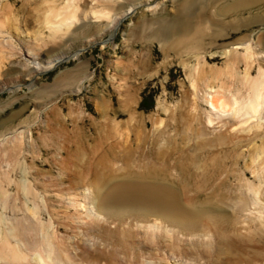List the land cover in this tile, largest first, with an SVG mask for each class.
I'll use <instances>...</instances> for the list:
<instances>
[{
  "label": "rangeland",
  "instance_id": "1",
  "mask_svg": "<svg viewBox=\"0 0 264 264\" xmlns=\"http://www.w3.org/2000/svg\"><path fill=\"white\" fill-rule=\"evenodd\" d=\"M87 1L88 3H95L93 6L96 7V10L108 11V15H111V17H102L100 20L92 19L95 23L93 22L94 25L85 36L86 40L83 39L85 42H82L83 37L77 38L66 42L61 48H57V51L55 50L56 54L62 51L67 53V55H72L77 50L84 48L81 52L80 59L71 57L53 69L31 73L29 70L33 69L32 66L34 63L42 67V70L43 67L48 65L49 57L52 56L53 53L55 55V52H52L54 50L48 48V46L46 47L53 39L49 37V32L42 28L45 25L43 23V15L51 10L55 11V8L57 9L58 7L65 8L67 0H0V18H3V13L9 10L7 8L2 11V6L6 5L12 11L9 23L3 26L0 32V42L4 45L2 50L6 51V53L3 52L4 54L2 53L1 55L5 56L6 59L9 57V60L3 61L4 67H6L5 69H7V72H12L17 69L13 66H18V71L3 77L0 83L8 88L12 86L19 88L16 93L8 89L0 91V145L2 142H8L6 146H10L11 144L7 139L9 140L13 133L17 134L20 132L21 134H18L20 137L22 136L19 141V153L16 159L10 155L4 156L0 146V183L3 181L1 172L5 175L6 171L7 181H3V183L6 182V184H4L6 187L8 186L7 189H9V194L6 197L7 199L5 198L4 202L0 199V230H7L8 227L15 226L18 228L22 226L26 227L28 230L22 233V236L25 242L30 245L34 243L31 246L33 248L40 238L43 240V238L51 235L50 237L48 236L50 240H54L57 243L59 242V245L60 243L67 245L71 243L80 244L85 241L84 243L95 250L96 246L101 242H98L97 245L94 244L96 240L86 235L84 231L87 226L92 225V217H86L87 220H83L79 215H86L84 214L85 208L81 206L84 202V197H82L83 194L80 192L89 193L90 191H83L84 188L81 187L80 189L79 185L86 186L90 182L91 175L93 174L92 167H94L101 153L116 144L115 147H117L118 150L121 147L132 148L134 150L132 164H134L133 167L135 169H133L136 172L141 170L144 163L147 164L152 162L154 158L152 156H155L154 153H156L152 151V148L155 145L157 147L162 146L164 149L171 152H174L173 150L176 145V147L179 148L186 145L187 147L185 146V148L188 150L187 156L191 159L192 154L195 153L194 134H189L187 131V138L185 139L182 137L183 134H180L183 130L182 123L190 117L191 113L190 107L185 104L186 101L193 102L194 93L196 94L198 105L195 115L200 118V122L203 125H206L207 117L205 115L206 111L209 110V106L205 102L206 97L204 96L210 92V89L213 88L212 90H217V88L222 86L221 90L226 97L230 99L236 97L235 99H239V101L247 100L251 97L249 94H252V89H250L249 86L250 81L252 82V79L253 81L254 79L257 80L260 77L262 65H264V63L262 64L261 62V57H263V55L260 54L259 48L256 47L254 43L255 35L259 31L264 32V23L253 21V18H260L264 15V2L251 9L241 11V13H239L241 14L240 17L232 14L225 17L223 20L225 23H228L236 18L239 20L249 19L250 24L248 26H243L238 29L228 28L220 32L222 34L218 35L217 38L213 40L212 38H206L204 40V46L202 47L203 49L190 52L189 54H178L166 52L157 39H150L148 36L153 31L152 26L155 27L158 24L164 23L166 19L167 22L170 21L174 16L176 8L185 0H146L132 15L122 20L118 29L116 28V31H114V25L121 11L118 10L117 12L115 10L121 5L125 8L128 4L126 0H113L110 3L101 0ZM217 1L230 2L231 0ZM75 3L82 5L83 0H76ZM157 3L160 5L157 9L148 8L149 6L147 4L155 5ZM146 22L149 24H146ZM143 30L144 36H140ZM247 35L248 40H250L247 44L251 43L252 56H248V54L245 53L247 52L245 45H240V49L235 50V59L233 56L234 54L229 55V53H232L234 50L228 52L230 48L227 49L222 47L223 45L234 42L240 37ZM110 39L112 41H109ZM63 42H60V45ZM45 47L48 49L45 50ZM45 52H48V54ZM12 61L16 62L15 65H11L13 68L10 67ZM251 64L253 68H251ZM196 65L197 67L200 65L198 69H205L204 72L207 70L206 73L208 76L199 79L195 73L196 70H194L197 68ZM246 71L249 72V80L252 77L250 81L245 79ZM77 72L82 73L74 86L70 85V87L62 89L52 97L47 95L46 92L45 95H41L43 89L46 88V90H49L54 87L55 78L59 74L62 76L65 74H76ZM213 72L215 73L212 74ZM27 74L28 76H26ZM214 75L217 77L216 79L212 78ZM82 78H85L83 83H81ZM194 78L196 89L199 87L198 90H194L195 92L192 90L193 88L190 83ZM197 81H199L200 84ZM208 83L210 85H208ZM197 85L199 86L197 87ZM127 94L130 95V98H128L126 106H124L122 103L125 102V95ZM103 100L108 103L107 110L104 114L102 112L100 113L97 107ZM143 100L144 106H140ZM131 117L134 118L131 119ZM258 118L247 122V125H242L238 119L235 120L231 116L218 118L214 120L212 127H210L211 125H207L210 129L208 131H213L210 133L214 136L225 131H228L232 135L234 134L235 137L237 136L236 138H239L238 134L244 137L252 136L251 133L255 131L257 123L261 120ZM200 122H192L193 124L191 123V127H198L197 125H199ZM219 122L220 124H218ZM223 123L225 124L223 125ZM261 124L258 131L263 137L264 121ZM227 126L231 127L228 128ZM140 127L142 130L144 128V133L147 135L145 142L144 140L139 141L136 138V132L141 130ZM251 127L252 130L247 132ZM241 131H246L247 134ZM185 140L187 142L183 143ZM261 141V138L257 139L258 143H256V146H253V143L248 140H242L241 144L237 143V145L240 144V149H236L234 151V153H236L232 157L228 156L225 172L232 168L231 165L236 161L235 158H237L239 154H242L240 151H243L239 159L240 170H237V173L235 172V174L231 175L230 179L226 182L227 187L233 186L234 188L237 182L238 172L240 173L244 170L248 172L249 181L254 182V175L250 174V170L247 169L244 164L247 162V165H251V162L255 161L253 167L255 170L260 171V166H258V164L263 162L262 158H264V153L260 149L262 146ZM259 145L260 147H258ZM78 147L81 148L79 152H84L85 150V154L83 155L84 158L86 153H90L92 150H94L95 153L90 156L91 158L89 160L87 157V160L81 161L76 155ZM230 148L231 147H229V149ZM113 153H109V161L114 169L123 167L122 162L118 158H114L115 155H113ZM178 155V152L173 153L171 157L166 160V163L170 164L169 168L171 170L174 169L173 166H175L176 162L177 164H181L185 160L183 158H178ZM206 156L207 153L205 152L204 155L199 158V161H196L199 163L204 162L203 164L206 162L208 163L211 156H208L209 159H207ZM88 163H90V165ZM140 164L143 165L141 166ZM86 167H89L87 169L89 175L87 176L86 173V175H84L85 181L82 182L78 176L86 170ZM200 168L201 171H204L202 166ZM194 170V168H187V178L193 177L192 171ZM173 174H176L175 171ZM197 175L200 174L197 173ZM236 176L237 178H235ZM23 182H26L25 184L30 186L32 193L24 192L22 189ZM77 182L80 184L76 188H73ZM195 183L199 184L198 189H194V186L189 187L192 189L190 191L191 194L189 193L190 197L197 198L204 196L210 191V187L207 189L203 180L199 179L198 176H196L193 181L194 185ZM255 183H258L257 180ZM262 188H264V185H262ZM242 189L246 195V197L245 195L243 197L248 201L247 204L249 206H244V208L241 207L242 209L236 211V213H230V211L227 210V215L237 218L240 223L242 222L239 226V229H241L239 232L234 228L232 230L230 229V231L231 233L244 235V237L246 235L245 238L251 240V244H256L257 235L255 233L254 235L252 234L256 227L264 230V213L261 212L264 207L263 202L257 199L254 200L255 202L252 204V199L250 198L251 194L248 193L245 188ZM182 197L185 196L182 195ZM183 201L185 204L188 202L185 198ZM246 208L247 210H245ZM256 208H258V211ZM26 216L29 218H25ZM26 219L28 220L27 223ZM132 220H125L124 224L122 223L125 225L124 229L131 226L130 230L132 231L134 227V233L138 240H145L146 236L147 239H150L151 231L147 229L148 232L146 231L145 233V228H143L145 224H142L143 226L137 225L139 228L136 229V223H133ZM100 222L102 223V221ZM246 222L249 223L250 226L248 230H243L245 226H247ZM204 223L206 224L201 226L202 229L195 232L193 231L192 236H190L191 234L189 235V232L183 230L181 227L173 228V232L171 226H166L164 224L160 225L157 222L156 227H159L157 228L158 230L153 228L151 230L152 233H155L153 234L154 237L158 236L155 238L160 239V244H158L159 242H157L155 238L150 239L151 241L147 244L148 250H146L149 254L151 253L150 255L147 253L148 255L141 258H126L118 254L117 257L113 259L115 263L112 264H148V262L149 264H215L214 259L218 246V237L215 235V232L208 231L209 227L207 228V221ZM106 224L107 223H103L104 226H108V224ZM241 226L243 228H240ZM114 227L115 225L113 226V224L108 226V228ZM35 229L39 232L37 233ZM49 230H53V234H51ZM167 231L168 233L170 232V235ZM43 234L45 235L43 236ZM76 234L78 236L75 237ZM54 236L56 237L55 239H53ZM42 244L44 243L42 242ZM42 244L39 243L36 246V252L42 250L44 247ZM59 245L57 246L59 247ZM167 246L168 248H166ZM153 248L156 249L154 250ZM100 249H102L103 252H108L107 255H109L111 247L109 245L101 246L100 244ZM108 249L110 250L108 251ZM202 249H206V251L209 252L208 255L207 253L205 256H200L198 254L199 256L197 257L194 250L200 253ZM69 252L71 255L74 254L72 246ZM248 254L244 257L249 259ZM235 255L238 254H233L232 256ZM260 260L258 264H264V259ZM242 263L248 264L247 261L237 264ZM253 264H257L256 261Z\"/></svg>",
  "mask_w": 264,
  "mask_h": 264
},
{
  "label": "bare ground",
  "instance_id": "2",
  "mask_svg": "<svg viewBox=\"0 0 264 264\" xmlns=\"http://www.w3.org/2000/svg\"><path fill=\"white\" fill-rule=\"evenodd\" d=\"M75 1L76 0H67V3L65 5L66 9L64 7L63 8L61 7L62 9L59 7L56 9L54 7L55 11L51 10L47 14L43 15V23L45 25L42 28L46 29L49 32V37L51 39H53V41L49 40L50 44L48 43L46 45V47L48 46V48L54 50L52 52H55V50L57 51V48L58 49L61 48L63 45L66 44V42H69L71 40H75L77 38H82V37H83L82 42L84 41L83 39L86 40L85 36L87 35L88 31L90 30V28L95 23L94 21H92V19L100 20L102 17L103 18L104 17L105 18L111 17V15H108L109 14L108 11L106 12L104 10H100V11L96 10V7L93 6L95 3H90V2L88 3L87 0H83V4L79 5V4H76ZM77 1H79V0H77ZM93 1H95V0H93ZM101 1L106 2V3H110L113 0H101ZM144 1H146V0H126V2L128 4H127V6H125V8H123L124 6H122V5L119 6L115 11L118 12V10H119V11H121V13L117 18L115 17L117 21L114 25V28H115L114 31H116V28L118 29V26L122 22V20L124 18L128 17L129 15H132L137 8H139L140 6H142L144 4ZM263 2H264V0H231L230 2H224V1L219 2L217 0L216 1H214V0H185L182 4H180L176 8V11L174 12V16L170 21L167 22V19H166L165 20L166 22L158 24L155 27L152 26L153 31L151 32V34L148 37L150 39H154V40L157 39L159 41L160 45L162 46V48H164L166 50V52H174V53H178V54H189L190 52L199 51V50L203 49L202 47L204 46V40L206 38H209V39L212 38V40H213V39L217 38L218 35L222 34L220 32H222L228 28L229 29L230 28L238 29L240 27L248 26L250 24L249 19L248 20H239L238 18H236V19H234L228 23H225L223 21L225 17L232 15V14L240 17L241 14H239V13H241V11L251 9L252 7H254L258 4H261ZM147 5L149 6L148 8H150V9H157V7L160 6L158 3L155 5H151V4L150 5L147 4ZM7 8L9 10L8 11L6 10L7 12L3 13V16H4L3 18H0V32L3 28V26L8 24L10 19H11L10 14L12 11L10 10L9 7L4 5L1 7V10L3 11ZM58 9H61V10H58ZM108 9H109V7H108ZM63 10H65V11H63ZM114 14H116V13H114ZM253 21L254 22L258 21L257 23H261V22L264 23V15H262L260 18H257V17L253 18ZM36 22H38V21H36ZM146 24H149V23L146 22ZM144 30H143V32L141 31L140 36L141 35L144 36ZM57 39L59 42L57 41ZM254 40H255V42H254L255 46L259 48L260 54L263 55V57H261V62L263 64L264 63V32L259 31L255 35ZM109 41H112V40L110 39ZM249 41L250 40H248V35H247V36L240 37L239 39H237L234 42L223 45L222 47L227 48V49L230 48L228 50V52H230V50H234L232 53L231 52L229 53V55H232V54H234V52L236 53L235 50L240 49V45H245V49L247 51L245 53H247L248 56L249 55L252 56L251 43H249L250 45L247 44ZM60 42H63V43L60 45ZM54 46H56V47H54ZM3 48H4V45H2V43L0 42V80L3 77L7 76L8 74H12L13 72L18 71V66H13V67H15V69L16 68L17 69L15 71H12L10 69L12 72H7V69H5L6 67H4L3 61L7 60V59L9 60V57L6 59L5 56L1 55L3 52L6 53V51L2 50ZM48 48H46L45 50H47ZM83 49L77 50L72 55H67V53L62 52V51H59L57 54L55 52V55L53 53V55L50 56L51 58L49 57V62L47 63L48 65L46 64L47 66L43 67L42 70H41L42 67H39L37 65V63H34L32 66L33 69L29 70V72H31V73L35 72L36 73L38 71L41 72V71H46L48 69L49 70L53 69L57 65L61 64L62 62L68 60L71 57L80 59L81 52L83 51ZM253 49H254V47H253ZM45 53L48 54V52H45ZM253 54H254V52H253ZM229 55H226V56H229ZM46 56H48V55H46ZM195 56H196V54H195ZM233 56L235 59V54ZM12 57H13V54H12ZM244 58H245V55H244ZM15 64H16V62L12 61L10 63V67H11V65H15ZM252 66L253 65L251 64V68H253ZM13 67H11V68H13ZM196 67H197V65H196ZM198 67L195 69L193 68V69L196 70L195 73L199 79L204 78L205 76H208L206 73L207 70L204 72L205 69L204 70L198 69ZM245 67H247V66H245ZM261 70L262 71L260 73V77L257 80L254 79V81H253L252 77L250 76L251 77L250 80L252 79V82L249 80V72L246 71L245 79L250 81L249 86H250V89H252V94H249V95H251V97L247 100H242V101L240 100L239 101V99L238 100L235 99L236 97L235 98L233 97L232 99H230L229 97H226L221 90L222 86L217 88V90L216 89L212 90L213 88L210 89V92L208 94H206V96H204V97H206L205 102L209 106L208 111H206V109H205V111H206L205 116L207 117L206 118L207 119L206 125H203L200 122V118L197 115H195V111L197 110V105H198L197 104L198 99L196 100V97H197L196 94L194 93L193 102L186 101L185 104L190 107L191 113H190V117L182 123L183 130L181 131L180 134H183V136L182 135L181 136L184 139L187 138V134H186L187 131L189 134H192V135L194 134L193 138L195 141L194 142V152L195 153L193 152L194 154H192L191 159H189V157L187 156L188 150L185 148L186 145L179 148V147H176L177 145L175 144L176 146L174 147V150H173L174 152L168 151L167 149H164V147H162V146L157 147L155 145L152 148L153 149L152 151L156 152V153H154L155 156H152V157H154L152 162H149L147 164L144 163V165L142 164L143 166L140 164L142 166L141 170H138L136 172V171H134V169H135L133 167L134 164H132V156H133L134 150L132 148H128V147L127 148L121 147L118 150V148L115 147L117 145L116 144L115 146H113V147L109 148L108 150H105L104 152L101 153L97 162L94 164V167H92L93 168V174L91 175L92 177H91L90 182L86 186L79 185L80 184L79 182H77L76 185L73 186V188L74 187L76 188L79 185L80 189H81V187L84 188L83 191H90L89 193L80 192L81 194H83L82 197H84V202H83L84 204L82 203L83 205L81 204V206L83 208H85L84 214H86V215L82 214L83 216L81 214H79L80 218L84 220V219H86V217H92V222H91L92 225L87 224L89 226H87V228H85L84 231L86 233L85 232L84 233L86 235H88L89 237L94 238L96 240L94 244H96V245L98 242H101L100 243L101 246H108L109 245L111 247V250L108 249V251L110 250L109 255H107L108 252L104 251L105 252L104 253L102 251V249H100V244L98 246H96L95 250H93V248H91L88 244L84 243L85 241L80 243V244L79 243H76V244L71 243L70 245H67L64 243L63 244L60 243V245H59V242L57 243L54 240H50L49 237L51 235L50 236L48 235L49 237L47 236V237L43 238V240H41V238H40V240H38L35 243L34 248H33L31 246L34 243H32V245H30L29 243L25 242V240L22 236V233H24L28 229L26 227H23V226L21 228H18L15 226V227H10V228L8 227V229L6 228L7 230H5V229L0 230V264H112V263H115V262H113V259L115 257H117L118 254H120L126 258H130V257L141 258V257H145L146 255L149 254V252L146 251V250H148L147 244H148V242L151 241L150 240L151 238L156 237V236L154 237L153 234H155V233H152L151 229L152 228L153 229L159 228L158 226L156 227L157 222L160 225L164 224L166 226H171L172 231H173V228L175 229V228L181 227V228H183V230L188 231L189 235L191 234L190 236H192L193 231L195 232L197 230L199 231L200 229H202L201 226L206 224V223H204L205 221H207V224H208L207 228L209 227L208 231L215 232V235L218 237V241H217L218 246L216 248V254H215V259H214L215 264H237L239 262L241 263L244 261H247L248 264H253L256 261V263L258 264V262L261 261L260 259H264V230L258 229V227H256V229H254V232L252 235H254V233H255L258 237L256 236V238H257L256 244H254V243L251 244V240H248L247 238H245L246 235L244 237V235H241V234L231 233L230 229L232 230L233 228L237 232H239L241 230V229H239V226L242 222L240 223V221L237 218H233V217L227 215L226 212L228 210V211H230V213L231 212L236 213V211H240L242 209L241 207H243V208H244V206L247 207L248 201H246L245 198L243 197L245 195V192L242 191L243 190L242 188H245V190L251 194L250 198L252 199V204H253V202H255L254 200L258 199V200H261L260 202H263V206H264V188H262V185H264V176H263L264 175V158H262L263 162H260L258 164V166H260L259 167L260 171H257L254 169L253 163H255V161H252L251 165H247V162H246V164H244V165L246 166L247 169L250 170V174L254 175V177H253L254 182L249 181L248 172H247V170H244L240 173L238 172V174H237L238 178H237V176L235 177V178H237V182H236L234 188H233V186L227 187L226 182L228 181V179H230L232 174H235V172L237 173V170H240L239 169V165H240L239 159L241 158L243 151H240L242 154H239L238 157L235 158L236 161L234 163L232 162L233 165H231L232 166L231 169H229L228 171L225 172V167L227 168L228 156L232 157L233 155H235L236 152L234 153V151L236 149L237 150L240 149L239 147H240L242 140L251 141V143H253V146H256V143H258L257 139L261 138L262 146L260 149L264 153V134L262 137V134L258 131L259 127H261V125H262L261 123L264 121V65H262ZM81 73L82 72H77L76 74L75 73L65 74L62 76H60V74H59L55 78V81L53 84L54 87L51 89L47 88L49 90H46V88L43 89L41 92V95H45V92H46L47 95L52 97L56 93H59V91H61L62 89L68 88V87H70V85L74 86V84L77 82V80L81 77ZM214 73L215 72H213L212 74H214ZM26 76H28V74ZM221 76H222V74H221ZM11 77H13V76H11ZM14 77H15V75H14ZM85 78H82L81 83L84 82L83 80ZM212 78L216 79L217 77H215V75H214V77L212 76ZM14 80H17V79H14ZM207 80H208V77H207ZM191 81L192 82H190V83H191V87L193 88L192 90L193 91L198 90L199 85H197L198 89H196L195 78L192 79ZM199 81H197V82L199 83ZM0 85H1V83H0ZM208 85H210V84L208 83ZM16 86H18V85H16ZM4 89L13 90V93H16L19 88H17V87L15 88L13 86L8 88L4 84H2L0 86V91L4 90ZM250 89H249V91H250ZM205 93H207V92H205ZM247 97H248V95H247ZM128 98H130V95H128V94L125 95V102H123L122 105L126 106V102H127ZM185 99H187V98H185ZM186 105H185V108H186ZM107 106H108V103L105 100H103L102 102H100L97 105L100 113L102 112L103 114L106 112ZM196 113H197V111H196ZM230 116L233 117L235 120L238 119L242 125H244L247 122H250L251 120L256 119L258 117L261 120L257 123V127H256L255 131L253 133H251L252 136H248V137H244V136H241V134L240 135L238 134L239 138H236L237 136L235 137L234 134L232 135L228 131L219 133L217 136H214L213 134H211L213 131L212 132L208 131L210 129L207 125H211L210 127H212V124L214 123L215 119L223 118V117L226 118V117H230ZM12 118H14V117H12ZM132 118H134V117H131V119ZM195 121L200 122L199 125H197L198 127H195V126L191 127V123L195 122ZM220 122L218 124H220ZM240 122H239V124H240ZM224 124L225 123H223V125ZM232 125H233V123H232ZM252 125H253V123H252ZM227 127L229 128L231 126H227ZM244 127H246V126H244ZM239 130H240V128H239ZM242 130H244V129H242ZM251 130H252V127L249 128V130L247 132H250ZM155 132H156V130H155ZM241 132H243V131H241ZM244 132L247 134L246 131H244ZM18 133H20V132H18ZM18 133L17 134L13 133L12 137H10L9 140L7 139V141H9V143L11 144L10 146H8L9 148L6 146V143L8 144V142H2V144L0 145L2 148L1 151H2L4 156L10 155L14 159H16V157L18 156L19 141H20V138L22 137V136L20 137V135ZM263 133H264V131H263ZM146 136L147 135L144 133V128H143V130L141 128V130H138L136 132V138L139 141L144 140V142H145ZM179 137H180V135H179ZM180 141H181V139H180ZM185 142H187V141L185 140L183 143H185ZM237 143H240V144L237 145ZM93 147H95V146H93ZM224 147L227 149H225ZM229 147H231V148L229 149ZM258 147H260V145ZM80 149L81 148H79V147L77 148V151H76L77 154L76 155H77V157L80 158L81 161L87 160L86 159L87 157L89 160L91 158L90 156L95 153L94 150H92V151H90V153H86L85 158H84L83 155L85 154V150H84V152H79ZM114 150H116L117 152ZM261 150H259V151H261ZM86 152H88V151H86ZM113 152H115V153H113ZM177 152L179 153L178 158H180V159L183 158L185 160L181 164H177V162H176L175 166H173L174 169L171 170L169 168L170 164L166 163V160L169 159L173 153H177ZM205 152L207 153V156H206L207 159H209L208 156H211V159H209V162L207 163L204 159L203 160L206 162L205 164H203L204 162H202V163L197 162L196 160L199 161V158L201 156H203ZM96 153H97V151H96ZM109 153H111V154L113 153V155H115L114 158H118L122 162L123 167L114 169V167L112 166V164L109 161V155H110ZM69 157H70V155H69ZM140 159H141V157H140ZM76 162H74V163H76ZM87 162H89V161H87ZM200 162H201V160H200ZM88 164L90 165V163H88ZM88 164H86V165H88ZM201 164H203V165H201ZM201 166L204 168L203 169L204 171H201V168H200ZM88 168L86 167V170L84 169L86 172L84 171L78 176V178L82 182L85 181L84 175H86V173H87V176L89 175V172L87 170ZM187 168L188 169L189 168L195 169L194 171H192L193 177L191 176V177L187 178V175H188V174L186 175ZM82 169H81V171H82ZM174 171L176 174H173ZM195 171H200V172H195ZM207 171H208V173H207ZM197 173H199L200 175H197ZM196 176H198L199 179L203 180V183L207 189L210 187V191L208 193H206L204 196L193 198L192 196L191 197L189 196V193L192 190L189 187L194 186V189H198L199 184L198 183H195V185L193 184V181H194ZM1 177H2L3 181H7V172L5 171V175H3L1 172ZM256 180L258 183H255ZM3 181H2V183H0V199L2 202L5 201V198L9 194V192H8L9 189H7L8 186L6 187V185H5L6 182H4L5 183L4 184ZM25 183L24 182L22 183V189L24 190V192L32 193L31 192L32 189L30 188V186H28ZM18 191H19V189H18ZM182 195H184L185 197H182ZM248 196H249V194H248ZM245 197H246V195H245ZM184 198H185V200H188V202L186 204L183 201ZM251 199H249V200H251ZM79 207H80V205H79ZM251 207H253V206H251ZM258 208H256V210ZM253 209H255V208H253ZM245 210H247V208ZM261 212L264 213V207H263V210H261ZM25 218H29V217L26 216ZM93 219H95V220H93ZM130 219L131 220L133 219L132 220L133 223L134 222L136 223L135 224L136 229L139 228V227H137V225L143 226L142 224H145V226L143 227V228H145V233H146V231L148 232L147 229H149L151 231V235H150L151 238L147 239V236H146L145 240L144 239L138 240L136 238L135 233H134L135 231H134L133 226H132L133 227L132 231L130 230L131 229L130 225H129L130 226L129 228L124 229V226H125V225H123L124 221L130 220ZM27 221L28 220L26 219V223H27ZM100 221H102V223ZM18 222H20V221H18ZM148 222H151V223H148ZM103 223H107L108 226L113 224V226L115 225V227L114 228H108V226H104ZM249 223H250V221H249ZM249 223H247V226H245V228L243 230H248V228L250 226ZM30 224H31V222H30ZM14 225H15V223H14ZM22 225H24V224H22ZM43 227H45V226H43ZM168 228H170V227H168ZM240 228H243V227L241 226ZM36 229H37V227H36ZM36 229H35V231H36ZM42 229H44V228H42ZM206 230H204V231H206ZM49 231H51V230H49ZM52 231H51V234H53ZM204 231H203V233H204ZM36 232L38 233L39 231H36ZM36 232H34V233H36ZM175 232H177V231H175ZM136 233H137V231H136ZM167 233H168V231H167ZM203 233H202V235H203ZM29 234H30V232H29ZM31 234H33V233H31ZM49 234H50V232H49ZM180 234H182V233H180ZM44 235L45 234H43V236ZM76 236H78V235L76 234L75 237ZM55 238L56 237L54 236L53 239H55ZM36 239H37V237H36ZM202 239H204V238H202ZM26 240H28V239H26ZM156 241L159 242L158 244H160V239H156ZM42 242L44 244H42ZM39 243H41L42 246H44V247L42 248V250H39L38 252H36L37 251L36 246ZM57 245H59V247ZM71 246H72V249L74 250V254H72V255L69 252ZM168 246L166 248H168ZM162 247H160V248H162ZM172 248H174V247H172ZM196 251L197 250H194L195 254H197L196 255L197 257L199 255L205 256L206 253H207V255L209 253L208 251H206V249H202L200 253H198L199 251L198 252H196ZM233 254H238V255L232 256ZM246 254L249 255V259L245 258L247 256ZM123 260H125V259H123ZM138 260H140V259H138ZM120 264H122V263H120ZM148 264H149V262H148ZM242 264H244V263H242Z\"/></svg>",
  "mask_w": 264,
  "mask_h": 264
},
{
  "label": "trees",
  "instance_id": "3",
  "mask_svg": "<svg viewBox=\"0 0 264 264\" xmlns=\"http://www.w3.org/2000/svg\"><path fill=\"white\" fill-rule=\"evenodd\" d=\"M140 106H144V100L142 101V103L140 104Z\"/></svg>",
  "mask_w": 264,
  "mask_h": 264
}]
</instances>
